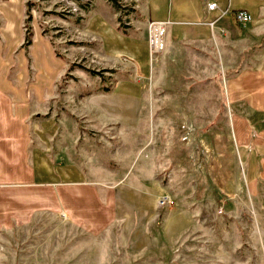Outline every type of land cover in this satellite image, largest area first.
I'll return each mask as SVG.
<instances>
[{
	"label": "rangeland",
	"instance_id": "1",
	"mask_svg": "<svg viewBox=\"0 0 264 264\" xmlns=\"http://www.w3.org/2000/svg\"><path fill=\"white\" fill-rule=\"evenodd\" d=\"M7 1L0 45H26L30 28L56 79L38 131L45 147L70 140L59 169L128 186L117 222L100 234L45 211L13 224L0 233V264H264L259 154L254 145L240 152L232 133L242 116L256 135L264 113L231 104L228 89L241 70L264 68V45L216 51L204 65L181 51L170 74L149 43L141 58L129 45L149 40L147 0ZM166 194L174 203L161 207Z\"/></svg>",
	"mask_w": 264,
	"mask_h": 264
},
{
	"label": "crops",
	"instance_id": "2",
	"mask_svg": "<svg viewBox=\"0 0 264 264\" xmlns=\"http://www.w3.org/2000/svg\"><path fill=\"white\" fill-rule=\"evenodd\" d=\"M214 1L219 4L216 12L207 11L205 0H147L144 3L148 23H167L165 49L160 59L165 73L172 74V66H178L181 51L189 59L203 60L204 65L216 57V51L222 55L221 50L230 51L236 45L240 48L245 45V50L247 45H264V0ZM226 10L231 13L223 17ZM238 10H247L253 17L244 30L238 28L233 15ZM129 45L136 46L135 57L148 55L147 38H135ZM45 46L49 60L57 61L52 46ZM36 47L31 45L27 51L20 43L0 45V233L13 224L27 226L36 214L45 211L89 233L100 234L117 222L120 208L117 194L124 198L127 189L123 187L128 184L122 185L124 180L107 183L95 173L89 178L88 173L77 168L59 169V161L71 145L69 140L58 149L49 144L45 147L40 137L39 121L47 99L56 94V79L49 70L44 71L43 61L35 53ZM228 89L231 104H243L255 113H264V68L241 70ZM188 108L192 111L181 109V112L196 110L193 106ZM248 120L242 116L232 120L233 138L240 152L254 145L259 154V177L264 180V127L255 135L256 129Z\"/></svg>",
	"mask_w": 264,
	"mask_h": 264
},
{
	"label": "built area",
	"instance_id": "3",
	"mask_svg": "<svg viewBox=\"0 0 264 264\" xmlns=\"http://www.w3.org/2000/svg\"><path fill=\"white\" fill-rule=\"evenodd\" d=\"M205 4L208 12H216L219 10V4L214 0H205ZM230 13L231 10L223 11L222 16L224 17L226 15H229ZM233 15L239 24H248L253 21L251 13H249L247 10L235 11L233 12ZM211 25L214 26L215 23H212ZM166 26L167 23L164 22H153L150 24L148 43L152 60L154 57H157L164 52ZM159 203L161 207H163L169 204H173L174 201L169 194H166L163 195Z\"/></svg>",
	"mask_w": 264,
	"mask_h": 264
},
{
	"label": "trees",
	"instance_id": "4",
	"mask_svg": "<svg viewBox=\"0 0 264 264\" xmlns=\"http://www.w3.org/2000/svg\"><path fill=\"white\" fill-rule=\"evenodd\" d=\"M0 1H4V0H0ZM28 11H30V10L28 9ZM28 28H29V27H28ZM27 31H28V33H27V35H26V37H27V39H26L27 44L24 45V48L28 51L29 47H30L31 44H32V42H31V37H32L33 34H32V31H31L30 28L27 29Z\"/></svg>",
	"mask_w": 264,
	"mask_h": 264
}]
</instances>
